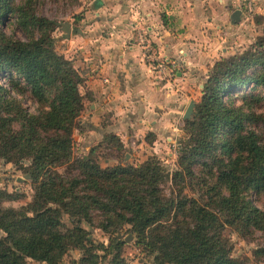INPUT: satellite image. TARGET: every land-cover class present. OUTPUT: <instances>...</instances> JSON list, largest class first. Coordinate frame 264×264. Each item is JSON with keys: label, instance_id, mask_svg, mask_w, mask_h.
Wrapping results in <instances>:
<instances>
[{"label": "trees", "instance_id": "trees-1", "mask_svg": "<svg viewBox=\"0 0 264 264\" xmlns=\"http://www.w3.org/2000/svg\"><path fill=\"white\" fill-rule=\"evenodd\" d=\"M44 2L0 0V158L29 160L26 174L34 190L32 201L16 208L4 205L15 194L0 188V264H62L71 247L84 253L79 264H100L112 253L113 264H127L113 252L124 245L116 234L125 226L156 264H241L221 233L224 225L264 233V209L250 198L253 191L264 194V39L223 60L210 76L185 121L188 138L172 176L158 160L103 168L89 156L73 159L83 79L57 52L54 33L63 22L40 13ZM9 27L25 38L8 34ZM26 94L36 113L23 103ZM217 149L221 157L213 158ZM206 158L216 171L197 173ZM62 166L64 173L56 170ZM169 180L167 194L163 185ZM186 186L198 196H188ZM64 215L72 227L63 223ZM83 223L109 234V244L96 243Z\"/></svg>", "mask_w": 264, "mask_h": 264}, {"label": "crops", "instance_id": "crops-1", "mask_svg": "<svg viewBox=\"0 0 264 264\" xmlns=\"http://www.w3.org/2000/svg\"><path fill=\"white\" fill-rule=\"evenodd\" d=\"M81 11L80 21L55 31L83 79L81 117L124 146L133 122L135 135L158 137L193 100V73L212 63L216 48L225 55V44L246 37L248 21L257 34L264 24V0H85Z\"/></svg>", "mask_w": 264, "mask_h": 264}, {"label": "rangeland", "instance_id": "rangeland-1", "mask_svg": "<svg viewBox=\"0 0 264 264\" xmlns=\"http://www.w3.org/2000/svg\"><path fill=\"white\" fill-rule=\"evenodd\" d=\"M85 0H45L43 5H40L39 11L42 15L55 19L58 21H68L72 17L81 15ZM264 23V21H263ZM246 31V37L238 42H234L231 45L225 44L228 49L225 55H222V47L218 46L213 55L212 63L208 61V65L203 67L201 72H194L192 78L193 100L195 106L190 116L192 118L196 104L202 101L205 95L204 86L207 83L211 75H213L219 64H223L226 59H230L233 56H239L243 52L249 50L252 46H255L258 39H264V24L261 27L262 32L257 34L255 26H252L249 21L243 27ZM6 32L10 35H16L17 38L24 39V35L21 30H14L12 27L6 28ZM63 31L60 29L55 33L56 43L55 48L58 53L62 54L61 51L64 49L62 43ZM242 34V33H241ZM235 40L237 36H235ZM205 46V45H204ZM209 49V47H208ZM204 51H207L204 49ZM179 70V68H177ZM5 83V82H4ZM202 84V87L199 85ZM7 85V82H6ZM252 85L249 84L248 88ZM248 90V89H246ZM238 91L237 93H241ZM23 103L31 113L37 112V105L29 94L21 97ZM235 102H240L239 98H235ZM190 104V103H189ZM189 104L184 105L182 109L185 111L183 115L176 119L170 118L168 127L163 125V129L159 132V136L154 137L150 133H146V136H137L134 133V126L131 124V132L125 136L124 142L121 143L120 137H116L111 134L96 132L93 130L90 122L83 117H79L78 125L73 132V159L79 160L84 157H91L97 161L103 168L115 167L118 165L122 166H139L140 164L158 160L161 162L164 169L172 176V173L178 169V154L179 148L182 141L188 138L187 132L185 131L186 120L184 119L185 112ZM264 109V108H263ZM259 111H262L261 109ZM83 112V111H82ZM82 114V113H81ZM189 118V119H190ZM80 119L83 122H79ZM123 138V137H122ZM119 142L122 147L119 146ZM213 158H220V150H215ZM203 162L207 163V166L203 165ZM30 166V161L26 160L20 164H14L7 162L0 158V188L7 190L10 193L15 194L16 199L14 201L6 202L5 206H13L16 208L26 206L32 201L34 190L32 188V181L26 174L27 167ZM201 169H209L216 171V164L209 158H206L199 162L196 167L197 173ZM56 170L60 173H64L66 167H57ZM172 183L170 180L163 185L164 191L170 194L172 190ZM184 192L190 197H197V190L186 186ZM251 200L261 209H264V194H257L253 191L250 196ZM63 223L67 227H72V220L68 215L63 216ZM87 230L91 232L90 237L96 243L109 244L110 235L103 232L97 227H90L87 223L82 224ZM224 229L221 233L224 241L228 243L231 250V256L239 261L241 264H264V252H258L264 249V233L261 231H251L247 234H243L240 230L224 225ZM132 235L130 241H126L127 236ZM3 236V232L0 231V237ZM116 237L124 241V245L120 248V251L113 250L114 254L120 252V255L127 264H156L154 255L149 253L148 250L144 249L136 243L135 235L129 231V227L125 226L118 230ZM99 254L104 255L105 253L99 251ZM84 253L76 248H69L67 255L64 257L62 264H79V259ZM113 253L109 254L100 264H113ZM29 264H46L29 259Z\"/></svg>", "mask_w": 264, "mask_h": 264}, {"label": "water", "instance_id": "water-1", "mask_svg": "<svg viewBox=\"0 0 264 264\" xmlns=\"http://www.w3.org/2000/svg\"><path fill=\"white\" fill-rule=\"evenodd\" d=\"M237 13L234 14V16H236ZM64 30L69 34L70 32V25L69 24H65L64 25ZM194 106H195V102L194 101H191L186 112H185V115H184V119H189L192 112H193V109H194ZM132 238V235H129L127 236L126 238V241H130V239Z\"/></svg>", "mask_w": 264, "mask_h": 264}, {"label": "built area", "instance_id": "built-area-1", "mask_svg": "<svg viewBox=\"0 0 264 264\" xmlns=\"http://www.w3.org/2000/svg\"><path fill=\"white\" fill-rule=\"evenodd\" d=\"M148 57L149 58H153V60L155 59L154 58V55H153V53H152V51L151 50H148ZM159 67L161 68V69H163L164 68V66L161 64V65H159Z\"/></svg>", "mask_w": 264, "mask_h": 264}]
</instances>
